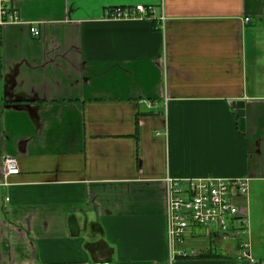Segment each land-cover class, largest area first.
<instances>
[{"label": "crops", "instance_id": "obj_1", "mask_svg": "<svg viewBox=\"0 0 264 264\" xmlns=\"http://www.w3.org/2000/svg\"><path fill=\"white\" fill-rule=\"evenodd\" d=\"M11 5L21 22L0 23V264H264L249 227L250 260L214 230L169 245L165 185L264 187V0ZM139 5L151 17H109ZM7 157L18 175H5Z\"/></svg>", "mask_w": 264, "mask_h": 264}, {"label": "built area", "instance_id": "obj_2", "mask_svg": "<svg viewBox=\"0 0 264 264\" xmlns=\"http://www.w3.org/2000/svg\"><path fill=\"white\" fill-rule=\"evenodd\" d=\"M152 14V8L139 5L132 9L111 10L109 17L114 20H134L146 19ZM20 22L17 11L11 5V0H0V23L19 24ZM160 22H164L163 17L160 18ZM30 35L33 38H39V29L31 26ZM2 163L7 177L19 174L16 159L7 157ZM165 185L169 245L181 243L192 227L207 231L213 228L218 235H227L237 241L242 256L250 260V255L247 253L249 245L246 241V216L237 204L248 194L246 180H176L167 177ZM169 259L171 263L174 256Z\"/></svg>", "mask_w": 264, "mask_h": 264}, {"label": "rangeland", "instance_id": "obj_3", "mask_svg": "<svg viewBox=\"0 0 264 264\" xmlns=\"http://www.w3.org/2000/svg\"><path fill=\"white\" fill-rule=\"evenodd\" d=\"M247 195L246 196L248 197V202H245L244 199L246 196H244V198H241L237 202V204L239 205L241 210L244 205L248 209V216L246 215V227H249V229H254L250 234V241L252 238L253 242L255 241L256 243H258L257 249H264L262 248L264 247V187L258 188L256 186L254 190H251L250 188V193ZM199 230L201 231V233H199V236L202 240L205 239V231H203L205 229L199 228ZM213 230V228L210 229V231ZM228 245V243L224 242L223 246L227 249Z\"/></svg>", "mask_w": 264, "mask_h": 264}]
</instances>
